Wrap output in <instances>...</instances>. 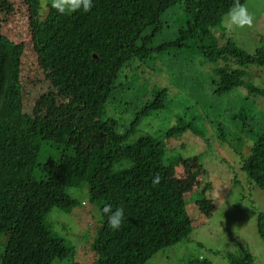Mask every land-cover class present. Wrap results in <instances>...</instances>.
Listing matches in <instances>:
<instances>
[{
	"label": "trees",
	"instance_id": "obj_1",
	"mask_svg": "<svg viewBox=\"0 0 264 264\" xmlns=\"http://www.w3.org/2000/svg\"><path fill=\"white\" fill-rule=\"evenodd\" d=\"M26 1L35 13L40 8L39 0ZM178 3L183 6L184 22L175 38L156 43L155 38L167 28L169 11ZM233 3L93 0L89 12L67 14L48 3L47 13L35 18L37 27L26 41L14 38L0 17V264H53L73 258L74 245L47 217L54 207L71 212L79 201L69 190L85 184L90 199L101 202L102 224L93 243L96 264H147L160 250L189 237L194 219L187 194L196 191L193 204L201 211L207 209L211 185L205 181L206 172L198 161L190 168L189 161L175 156L169 164H178L188 175L179 178L182 185L175 180L177 172L175 178L170 176L166 142L149 134L136 135L145 118L167 107V88L156 90L152 97L140 95L144 86L138 94L132 91L143 76V64L175 50H193L213 65L210 75L217 95L244 87L248 100L264 97V87L246 78L250 67H264V43L251 53L232 38L221 43L214 35ZM28 50L35 56L32 68ZM127 68L131 75H123ZM38 73L49 83L50 93L59 100L68 99L59 102L53 97L52 105L60 103V107L48 114H32L26 108V87ZM112 109L120 112L118 117L108 115ZM59 113L82 114L100 136L99 145L78 148ZM246 116L236 114L252 141L241 170L264 190V115L257 113L262 122L259 128ZM188 130L205 137L194 123L182 119L164 137L181 136ZM218 130L227 141L224 125L219 124ZM156 174L163 179L153 186ZM106 205L124 209L119 230L109 227L103 212ZM258 230L264 239L263 214ZM230 260L254 264L249 253L230 254ZM184 264L211 262L191 257Z\"/></svg>",
	"mask_w": 264,
	"mask_h": 264
},
{
	"label": "rangeland",
	"instance_id": "obj_2",
	"mask_svg": "<svg viewBox=\"0 0 264 264\" xmlns=\"http://www.w3.org/2000/svg\"><path fill=\"white\" fill-rule=\"evenodd\" d=\"M39 1L40 8L35 13L26 0H0V17L5 18L6 29L11 31L14 38L30 40L37 27L35 18L44 17L50 3V0L47 3L45 0ZM244 5L254 16L253 25L230 31L224 26V17L220 26L214 29V35L221 43L232 38L252 53L264 43V0H247ZM182 7L178 3L169 11L167 28L155 38L156 43L175 38L185 19ZM26 57L31 68L35 67L32 52L28 50ZM212 67L210 62H205L193 50H175L150 65L143 64V76L132 91L138 94L144 86L146 90L140 95L149 93L152 97L156 90L167 88V107L145 118L136 135L149 134L166 142L169 150L166 157L168 172L173 178L177 172L178 178L175 180L178 184L182 185L179 178L188 175V172H184L185 169L181 171L178 164H169L170 158L175 156L189 161L190 168L198 161L206 172L205 181L211 185L207 190L209 204L206 210L201 211L193 204L197 198L196 191L187 194L190 198L188 208L194 219V229L189 237L175 246L160 250L147 264H184L191 257L206 258L211 264H232L230 254L240 257L247 253L252 255L254 264H264V239L258 230L259 216L264 215V190L241 170L243 156L249 153L252 141L241 128V120L236 117V114L246 113L247 120L259 128L262 122L257 113L264 115V97L253 96L254 99L248 100L244 87L217 95L213 91L210 75ZM130 71L127 68L123 75H129ZM246 78L254 85L264 87V67H250ZM48 85L38 73V78L26 87V108L30 113L48 114L60 107V103L52 105V98L57 99L58 95L50 93ZM59 98V102L68 101ZM113 111L110 110L108 115L118 117L120 112ZM58 115L62 125L73 135L78 148L93 149L99 145L100 136L82 114ZM180 119L194 123V128H200L206 138L195 135L192 130L181 136L164 137V133ZM122 122L126 123L125 120ZM219 124L224 125L227 141L220 137ZM69 191L79 204L71 212L54 207L47 219L60 235L74 245L75 255L73 258L58 259L53 264H96L93 243L102 224L101 202L90 199L87 184L72 187Z\"/></svg>",
	"mask_w": 264,
	"mask_h": 264
},
{
	"label": "clouds",
	"instance_id": "obj_3",
	"mask_svg": "<svg viewBox=\"0 0 264 264\" xmlns=\"http://www.w3.org/2000/svg\"><path fill=\"white\" fill-rule=\"evenodd\" d=\"M47 3V0H45ZM51 8L60 14L74 13L77 11L89 12L93 5V0H50ZM254 16L249 12L247 7L240 3V0H234V3L224 19V26L228 30L234 28L243 29L253 25ZM162 177L156 174L152 179L153 186L161 183ZM218 207L220 206L219 201ZM104 214L108 217L109 227L113 230H119L124 221V209L122 207L113 210L110 205L103 209Z\"/></svg>",
	"mask_w": 264,
	"mask_h": 264
}]
</instances>
